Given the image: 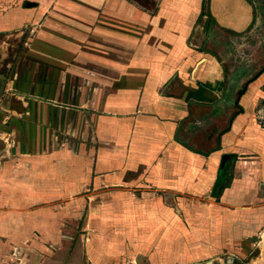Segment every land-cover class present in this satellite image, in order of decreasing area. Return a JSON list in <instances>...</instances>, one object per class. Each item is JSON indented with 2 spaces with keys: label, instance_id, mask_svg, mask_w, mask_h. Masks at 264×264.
<instances>
[{
  "label": "crops",
  "instance_id": "1",
  "mask_svg": "<svg viewBox=\"0 0 264 264\" xmlns=\"http://www.w3.org/2000/svg\"><path fill=\"white\" fill-rule=\"evenodd\" d=\"M114 3L118 11L107 10L102 33L106 40L121 39L125 51L115 55L107 48L100 58L88 56L89 70L75 69L81 88L74 104L59 92L22 94L32 101L20 111L12 144L0 159V239L54 243L60 235L50 230L67 227L83 211L97 214L106 228H137L140 236L145 213L156 210L139 198L128 206V197L173 191L200 197L214 194L223 181L221 201L240 206L256 190L251 186L264 184V129L253 115L264 68L245 78L228 75L224 60L202 46L207 32L193 26L201 0H167L153 15L127 0ZM208 11L230 33L253 19L245 0H209ZM6 16L0 15V30L8 25ZM165 21L170 27L163 28ZM78 49L72 56L86 60ZM46 52L71 56L64 45H49ZM225 98L233 102L226 105ZM222 154L235 159L219 170ZM158 196L148 201L160 204ZM124 203V212L136 217L118 220L114 214ZM159 237L151 240L159 243ZM261 258L260 252L259 263Z\"/></svg>",
  "mask_w": 264,
  "mask_h": 264
},
{
  "label": "rangeland",
  "instance_id": "2",
  "mask_svg": "<svg viewBox=\"0 0 264 264\" xmlns=\"http://www.w3.org/2000/svg\"><path fill=\"white\" fill-rule=\"evenodd\" d=\"M127 1L148 15L155 14L160 3L167 2ZM245 1L253 19L240 32L230 33L215 24L208 11L209 0H201L199 14L193 23L197 30L207 32L202 46L224 60L230 77H250L264 68V0ZM111 2H0V15L3 18L8 15V25L0 30V159L8 153L5 147L12 144L11 131L18 129L17 117H21L25 103L32 101L31 95L46 97L59 92L64 96L62 101L74 104L75 90L81 88L77 85L80 79L74 75L75 69L89 70L93 60L88 56L100 58L107 48L114 49L115 55L125 51L120 47L121 39L110 37L106 40L102 33L109 22L105 18L107 10L118 11V4L110 6ZM9 7L11 12L6 11ZM95 12L98 16L91 15ZM118 20L114 23L116 28L121 26ZM162 25L163 28L170 27L167 21ZM146 41L148 43V38ZM49 45H64L71 56L64 59L52 56L46 52ZM77 49L83 51L81 55L87 56L86 60H78L77 54L72 56ZM91 50H98V53ZM231 102V98L224 100L226 105ZM261 106L264 107V83L260 103L254 109V119ZM37 110L42 111V107ZM34 119L38 120V117ZM258 126L264 129V126ZM259 184L258 187L251 186L256 190L243 197L240 206H231L234 202H227L225 198L227 203L221 201V186L227 185L223 181L218 183L214 194L209 192L200 197L176 195L174 191L173 194L163 192L153 196L145 193L144 197L138 193L128 197L131 202L126 199L125 203L131 206L136 204L137 198L145 199L147 207L151 205L156 210L145 213L147 221L139 230L140 236L137 228H106L104 222H97V214L83 211L75 220L67 222V227L50 230V234L60 235L54 243L52 239L44 244L13 243L11 238L1 237L0 264H259L256 258L264 249V184ZM156 196L162 206L157 201H148ZM125 203L114 214L118 220L128 214V218L137 216V212L135 216L132 211L124 212L127 210ZM105 217L106 214L102 220L109 221ZM159 235L162 236L158 238H161L160 242L154 243L152 236Z\"/></svg>",
  "mask_w": 264,
  "mask_h": 264
},
{
  "label": "built area",
  "instance_id": "3",
  "mask_svg": "<svg viewBox=\"0 0 264 264\" xmlns=\"http://www.w3.org/2000/svg\"><path fill=\"white\" fill-rule=\"evenodd\" d=\"M262 106L256 111L255 119L258 125L264 126V107Z\"/></svg>",
  "mask_w": 264,
  "mask_h": 264
},
{
  "label": "trees",
  "instance_id": "4",
  "mask_svg": "<svg viewBox=\"0 0 264 264\" xmlns=\"http://www.w3.org/2000/svg\"><path fill=\"white\" fill-rule=\"evenodd\" d=\"M229 159L233 160L235 159V155H231V154H222L221 155V160H220V163H219V170L222 168V164L224 161H228ZM218 176L217 175V179H218ZM218 181V180H217ZM216 188V187H215Z\"/></svg>",
  "mask_w": 264,
  "mask_h": 264
},
{
  "label": "bare ground",
  "instance_id": "5",
  "mask_svg": "<svg viewBox=\"0 0 264 264\" xmlns=\"http://www.w3.org/2000/svg\"><path fill=\"white\" fill-rule=\"evenodd\" d=\"M263 247H264V242H263ZM261 261L259 264H264V249H263V252H262V258H261Z\"/></svg>",
  "mask_w": 264,
  "mask_h": 264
}]
</instances>
